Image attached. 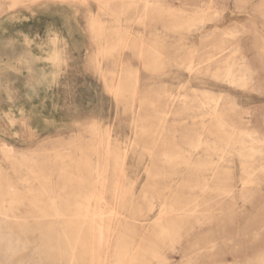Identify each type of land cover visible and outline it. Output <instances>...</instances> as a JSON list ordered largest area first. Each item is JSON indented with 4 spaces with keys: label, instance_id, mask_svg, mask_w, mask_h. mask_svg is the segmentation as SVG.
<instances>
[{
    "label": "rangeland",
    "instance_id": "374dc122",
    "mask_svg": "<svg viewBox=\"0 0 264 264\" xmlns=\"http://www.w3.org/2000/svg\"><path fill=\"white\" fill-rule=\"evenodd\" d=\"M11 1L0 264H264V0ZM239 45L238 86L215 73Z\"/></svg>",
    "mask_w": 264,
    "mask_h": 264
},
{
    "label": "bare ground",
    "instance_id": "6f19581e",
    "mask_svg": "<svg viewBox=\"0 0 264 264\" xmlns=\"http://www.w3.org/2000/svg\"><path fill=\"white\" fill-rule=\"evenodd\" d=\"M13 1V0H12ZM11 1V2H12ZM152 1V0H151ZM76 2V1H75ZM108 2V1H107ZM156 2V1H155ZM262 2V1H261ZM13 3H14V1H13ZM102 3V2H101ZM109 3V2H108ZM139 3V2H138ZM141 3V2H140ZM131 4V3H130ZM13 6L14 5H17V2H16V4H12ZM101 5V4H100ZM136 5V4H135ZM142 5V4H141ZM109 6V5H108ZM104 7V6H103ZM262 7H264V3L262 4ZM14 8V7H13ZM16 8V7H15ZM10 8L8 7V10H9ZM148 9V8H147ZM13 11V10H12ZM145 11V10H144ZM154 11V10H153ZM10 12V11H9ZM181 12V11H180ZM208 12V11H207ZM113 16V15H112ZM213 16V15H212ZM219 17V16H218ZM98 18V17H97ZM99 20V19H98ZM95 22V21H94ZM127 22V21H126ZM98 24H99V22H98ZM115 24V23H114ZM96 25V24H95ZM189 25V24H188ZM96 27H98V26H96ZM195 27V26H194ZM97 30V29H96ZM237 30V29H236ZM144 31V30H143ZM33 32V31H32ZM189 32V31H188ZM187 33V32H186ZM236 34H238V32H236ZM42 35V34H41ZM228 35H230L231 37H233L234 38V36H235V32H234V30L233 31H229L228 32ZM239 35V34H238ZM128 36V35H127ZM114 38V37H113ZM261 40H262V42H263V45H264V37H261ZM42 41V40H41ZM235 41V40H234ZM39 42V41H38ZM57 43V42H56ZM116 43V42H115ZM146 43V42H145ZM144 45V44H143ZM59 46V45H58ZM61 46V45H60ZM105 46V45H104ZM147 48V47H146ZM146 50V49H145ZM151 50V49H150ZM242 52V50H241V48H240V45L239 46H235L234 47V49H233V51H232V54H231V56H230V58H229V61H228V63H226V64H228L227 65V67L225 68V71L224 72H222L221 73V71H217L216 73H215V76L217 77V78H223V80L225 81V82H228V83H230V84H232V85H242L244 82L242 81V79L239 77L240 76V73H242L243 74V76H242V78L243 77H247L248 75L250 76V77H252L253 76V70L250 68V66L248 65V63H247V61H246V58H245V56H244V54L243 53H241ZM98 53V52H97ZM156 53V52H155ZM157 56V55H156ZM23 58V57H22ZM152 59V58H151ZM119 60V59H118ZM215 60V59H214ZM238 60L240 61V64H238L239 62H238ZM232 61V62H231ZM70 62V61H69ZM91 63V62H90ZM138 63H139V61H138ZM117 64V63H116ZM191 64V63H190ZM87 65V64H86ZM92 65V64H91ZM188 65V64H187ZM235 65H239V68H235ZM188 68H190V67H188ZM97 69V68H96ZM191 69H192V67H191ZM62 71V70H61ZM191 71V70H190ZM187 72V71H186ZM188 73V72H187ZM189 73H191V72H189ZM97 74V73H96ZM194 74V73H193ZM185 75V74H184ZM101 78V77H100ZM244 79V78H243ZM117 81V80H116ZM219 85V84H218ZM59 88V87H58ZM53 91V90H52ZM110 93V92H109ZM112 97V96H111ZM53 101V100H52ZM62 113V112H61ZM111 117V116H110ZM214 119V118H213ZM217 120H215L214 122L215 123H217L216 122ZM195 122V121H194ZM180 123V122H179ZM218 124V123H217ZM90 125V124H89ZM135 125V124H134ZM183 126V125H182ZM173 127V126H172ZM89 128V127H88ZM177 128V127H176ZM231 129V128H230ZM226 131H228V130H226ZM144 132V131H143ZM160 132V131H159ZM223 132V131H222ZM231 132H232V130H231ZM235 132V131H234ZM143 135V134H142ZM158 135V134H157ZM170 135V134H169ZM222 135V134H221ZM209 136V135H208ZM234 136V135H233ZM153 137H154V135H153ZM205 138H207V137H205ZM212 138V137H211ZM202 139V138H201ZM47 140V139H46ZM45 140V141H46ZM222 141V140H221ZM252 141V140H251ZM124 142V141H123ZM249 142V141H248ZM253 142V141H252ZM222 143V142H221ZM107 144V143H106ZM154 144V143H153ZM157 144V143H156ZM163 144V143H162ZM97 146V145H96ZM151 146V145H150ZM222 147V146H221ZM228 147V146H227ZM5 148H7V147H5ZM97 148V147H96ZM106 148V147H105ZM108 148V147H107ZM129 148V147H128ZM150 148V147H149ZM205 148V147H204ZM229 148V147H228ZM233 148H235V147H233ZM232 148V149H233ZM253 148H255V147H253ZM197 149H199V148H197ZM216 149V148H215ZM237 149V148H236ZM247 149V148H246ZM256 149V148H255ZM8 150V152L10 153V154H12L14 151L12 150V149H7ZM189 150V149H188ZM220 150V153H221V156L219 157V163H221V162H227V159H226V154H228V150H227V148H222V149H219ZM197 151V150H196ZM195 151V152H196ZM245 151V150H244ZM6 152V151H5ZM106 152H107V150H106ZM106 152H104L105 154H106ZM202 152V151H201ZM250 152H251V150H250ZM260 151H256V150H253V153H259ZM98 153V152H97ZM107 153H109V150H108V152ZM181 153V152H180ZM194 153V152H193ZM212 153V152H211ZM232 153V152H231ZM252 153V154H253ZM4 154V153H3ZM201 154V153H200ZM240 155H241V153H239ZM175 155V154H174ZM177 155V154H176ZM202 155V154H201ZM107 156V158H108V155H106ZM197 156V155H196ZM207 156H208V154H207ZM257 156V155H256ZM163 157V156H162ZM172 157V156H171ZM211 157V156H210ZM253 157H255V156H253ZM105 158V157H104ZM169 158V157H168ZM198 158V157H197ZM217 158V157H216ZM232 158V157H231ZM164 159V158H163ZM194 160V159H193ZM196 160V159H195ZM194 160V161H195ZM199 160H201V159H199ZM203 160V159H202ZM177 161V160H176ZM180 161V160H179ZM240 161V160H239ZM21 162V161H20ZM105 162V161H104ZM107 162V161H106ZM184 162V161H183ZM182 162V163H183ZM193 162V161H192ZM196 162H197V160H196ZM198 162H200V161H198ZM251 162V161H250ZM166 163H167V161H166ZM188 163V162H187ZM194 163V162H193ZM209 163V162H208ZM244 163V162H243ZM191 164V163H190ZM190 164H189V166H190ZM225 164V163H224ZM223 164V165H224ZM176 165V164H175ZM199 165V164H198ZM222 165V166H223ZM235 165V164H234ZM249 165V163L248 164H243V166H242V169H243V173H246L247 174V179L243 182V186L245 187V186H248V185H250V184H252L253 183V178H254V176L256 175V173L258 172V169H255V168H252L251 166L249 167L248 166ZM123 166V165H122ZM188 166V165H187ZM205 165H204V160H203V167H204ZM229 165H227V167H228ZM186 167V166H185ZM190 167H192V165L190 166ZM195 167V166H194ZM202 167V166H201ZM210 167V166H209ZM217 167V166H216ZM224 167H226V166H224ZM231 167V166H230ZM123 168L125 169V167L123 166ZM193 168V167H192ZM191 168V169H192ZM197 168V167H196ZM212 168V167H211ZM210 168V169H211ZM214 168H215V166H214ZM214 168H212V170L214 169ZM264 168V166H261V170ZM95 169V168H94ZM97 169V168H96ZM112 169V168H111ZM189 169V168H188ZM198 169H199V167H198ZM221 168H219V169H217V171H215L216 172V175L217 176H220L221 174H222V172L225 170V173L227 172V173H229V172H231L232 170L230 169V168H226V169H221ZM108 170V169H107ZM194 170H196V169H194ZM97 171V170H96ZM121 171L124 173V171H123V169H121ZM199 171V170H198ZM197 171V172H198ZM206 171H208L207 169H206ZM210 171V170H209ZM195 172V171H194ZM201 172V171H200ZM203 173V172H202ZM209 173V172H208ZM224 173V174H225ZM213 174V173H212ZM145 175V174H144ZM214 175V174H213ZM106 176V175H105ZM203 176V175H202ZM121 177V176H120ZM205 177V176H204ZM97 178V177H96ZM95 178V179H96ZM107 178V177H106ZM123 178V177H122ZM212 178H213V176H212ZM216 178V177H215ZM215 178H213V179H215ZM218 178V177H217ZM103 179V178H102ZM104 179H105V177H104ZM203 179V178H202ZM210 179H211V177H210ZM99 181V180H98ZM205 181V180H204ZM214 181V180H213ZM255 181V180H254ZM103 182H105L104 184L106 185V180H104ZM102 182V183H103ZM200 182V181H199ZM202 182V181H201ZM206 183H207V181H205ZM198 183V182H197ZM121 184V183H120ZM210 184H212V183H210ZM7 185V184H6ZM135 185V184H134ZM206 185V184H205ZM209 185V184H208ZM117 186H118V184H117ZM121 186V185H120ZM118 187V188H121V187ZM129 186V185H128ZM199 186V185H198ZM211 186V185H210ZM217 186V185H216ZM130 187V186H129ZM200 187V186H199ZM220 187H221V191L223 192V195L226 197V198H228L231 194H232V190H229V192H228V190L227 189H229V188H227V186L226 185H220ZM96 188V187H95ZM115 188H117V187H115ZM207 188H209V187H207ZM207 188H206V190H207ZM211 188V187H210ZM216 188V187H215ZM126 189V188H125ZM194 189V188H193ZM198 189V188H197ZM201 189H203V188H201ZM212 189V188H211ZM219 189V188H218ZM217 189V190H218ZM10 190V189H9ZM205 190V191H206ZM217 190H215V191H217ZM14 191V190H13ZM25 191V190H24ZM43 191V190H42ZM92 191H94V190H92ZM101 191V190H100ZM120 190L118 189L117 191H116V193H117V195L119 196V192ZM203 191V190H202ZM204 191V192H205ZM214 191V192H215ZM9 192H11V190L9 191ZM98 192V191H97ZM167 192H168V190H167ZM175 192V191H174ZM204 192H202V193H204ZM211 191H209V193H210ZM27 193V192H26ZM45 193V192H44ZM115 193V194H116ZM192 193V192H191ZM208 193V194H209ZM218 193V192H217ZM211 194H212V192H211ZM31 196V195H30ZM101 196V195H100ZM99 196V197H100ZM198 196H200V194L199 195H197V197ZM204 196V195H203ZM217 196V195H216ZM47 197V196H46ZM118 198V197H117ZM201 198H203V197H201ZM30 199H31V197H30ZM198 200L200 199V197L199 198H197ZM48 200V199H47ZM93 200V199H92ZM92 200H90V202L92 201ZM95 200V199H94ZM202 200V199H201ZM200 200V201H201ZM99 201H101V197H100V200ZM103 201V200H102ZM101 201V202H102ZM222 201V200H221ZM165 202V201H164ZM204 202V201H203ZM189 203V202H188ZM199 203V202H198ZM51 204V203H50ZM162 204V203H161ZM194 204V203H193ZM169 205V204H168ZM52 206V205H51ZM90 206V205H89ZM95 206V205H94ZM188 206V205H187ZM192 205H190V207H191ZM194 206V205H193ZM196 206V205H195ZM201 206V205H200ZM53 207H55V206H53ZM100 207V206H99ZM102 207V206H101ZM162 207V206H161ZM33 208V207H32ZM194 208H196V207H194ZM51 209H53V208H51ZM85 209V208H84ZM157 209V208H156ZM100 210V209H99ZM98 210V211H99ZM127 210V209H126ZM189 210V209H188ZM53 211V210H52ZM103 211V210H102ZM173 211V210H172ZM87 213V212H86ZM164 214V213H163ZM193 214H195V213H193ZM192 214V215H193ZM46 215V214H45ZM61 215V214H60ZM99 215V214H98ZM101 215V220L104 218V213L103 214H100ZM100 215L98 216V217H100ZM177 215V214H176ZM181 214H179V216H180ZM188 215V214H187ZM54 216H56V215H54ZM162 216V215H161ZM92 217H94V214H92ZM176 217V216H175ZM46 218V217H45ZM110 218V217H109ZM114 218H115V216H114ZM121 218V217H120ZM160 218V217H159ZM56 220H57V218H55ZM65 219V218H64ZM69 219V218H68ZM72 219V218H71ZM94 219V218H93ZM99 219V218H98ZM106 219V218H105ZM67 220V219H66ZM91 220H92V218H91ZM154 221H156V220H154ZM159 221V220H158ZM98 222H100V221H98ZM102 222V221H101ZM100 222V223H101ZM127 222V221H126ZM99 225H101V224H99ZM112 225V224H111ZM139 225V224H138ZM124 226V225H123ZM91 228V227H90ZM98 229L100 228L99 226L97 227ZM101 228H102V226H101ZM100 230V229H99ZM98 230V231H99ZM173 230V229H172ZM134 231V230H133ZM91 232V231H90ZM93 232V231H92ZM99 233H102V230H101V232H99ZM116 233V232H115ZM121 234H123V233H121ZM136 234V233H135ZM37 235H38V233H37ZM111 235V234H110ZM122 236V235H121ZM139 236V235H138ZM136 237V236H135ZM99 238H101V237H99ZM111 238V237H110ZM61 239V238H60ZM139 239V238H138ZM99 240V239H98ZM78 241V240H77ZM66 242H67V240H66ZM101 242V241H100ZM119 242V241H118ZM68 244V243H67ZM77 244V243H76ZM98 244H99V242H98ZM114 244V243H113ZM9 245V244H8ZM69 245V244H68ZM67 246V245H66ZM93 246V245H92ZM98 246V245H97ZM101 247V246H100ZM70 248V247H69ZM90 248V247H89ZM128 250V249H127ZM90 251V250H89ZM212 251V250H211ZM125 253V252H124ZM115 254V253H114ZM113 254V255H114ZM36 255H38V253L36 254ZM73 255V254H72ZM124 255V254H123ZM135 255V254H134ZM99 258V257H98ZM106 258V257H105ZM133 258V257H132ZM90 259V258H89ZM98 263H99V261H97ZM104 263H105V261H104Z\"/></svg>",
    "mask_w": 264,
    "mask_h": 264
}]
</instances>
